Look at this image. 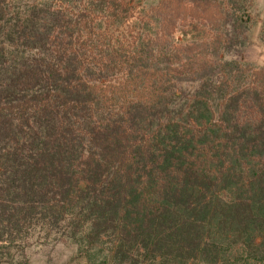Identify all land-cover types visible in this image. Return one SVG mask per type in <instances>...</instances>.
<instances>
[{"label":"trees","instance_id":"16d2710c","mask_svg":"<svg viewBox=\"0 0 264 264\" xmlns=\"http://www.w3.org/2000/svg\"><path fill=\"white\" fill-rule=\"evenodd\" d=\"M220 6L151 10L169 38L182 22L216 21ZM9 12L0 7V253L36 236L72 240L86 258L106 248L114 264H264V68L253 71L263 84L228 93L214 119L169 115L179 96L153 74L84 77L61 9L42 29L26 9L7 27Z\"/></svg>","mask_w":264,"mask_h":264},{"label":"rangeland","instance_id":"374dc122","mask_svg":"<svg viewBox=\"0 0 264 264\" xmlns=\"http://www.w3.org/2000/svg\"><path fill=\"white\" fill-rule=\"evenodd\" d=\"M158 1L0 0V7L8 5L7 27L26 9L32 21L27 26L38 29L52 21L49 8L61 9L65 27L74 34L72 53L88 68L84 77L124 83L143 73L153 74L159 91L179 96L171 98L169 115L181 108L193 112L197 120L209 112L214 119L228 93L263 84L256 83L253 71L264 68V0H215L221 4L216 21L182 22L169 38L160 37V19L151 10ZM234 112L235 106L229 113ZM85 256L72 240L40 241L34 236L22 247L5 243L0 264H102L111 260L106 248Z\"/></svg>","mask_w":264,"mask_h":264}]
</instances>
